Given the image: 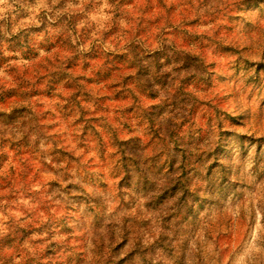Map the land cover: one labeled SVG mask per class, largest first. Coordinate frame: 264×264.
Wrapping results in <instances>:
<instances>
[{
    "label": "rangeland",
    "instance_id": "obj_1",
    "mask_svg": "<svg viewBox=\"0 0 264 264\" xmlns=\"http://www.w3.org/2000/svg\"><path fill=\"white\" fill-rule=\"evenodd\" d=\"M11 229L5 264H264V0H0Z\"/></svg>",
    "mask_w": 264,
    "mask_h": 264
},
{
    "label": "trees",
    "instance_id": "obj_2",
    "mask_svg": "<svg viewBox=\"0 0 264 264\" xmlns=\"http://www.w3.org/2000/svg\"><path fill=\"white\" fill-rule=\"evenodd\" d=\"M4 235H5V237L7 236L8 238L11 239V243H12V244H16V245L19 247V246L23 245V244L28 240V238H30L31 233L28 234V233H27V230H25V229H20V230H17V229H16V230H13V229H11V230L9 231L8 235H6V234H4V233L1 234V235H0V239L4 238ZM5 257H6L5 255H2V254L0 253V261H2L3 264L6 263V258H5ZM35 261H36V260L30 258V259L26 262V264H38V263L35 262Z\"/></svg>",
    "mask_w": 264,
    "mask_h": 264
}]
</instances>
